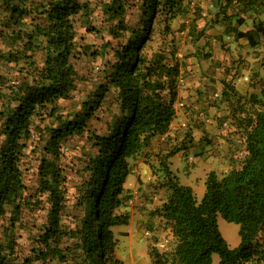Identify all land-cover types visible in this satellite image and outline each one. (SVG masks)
Instances as JSON below:
<instances>
[{
  "label": "trees",
  "instance_id": "1",
  "mask_svg": "<svg viewBox=\"0 0 264 264\" xmlns=\"http://www.w3.org/2000/svg\"><path fill=\"white\" fill-rule=\"evenodd\" d=\"M183 1L136 0L132 5L140 14L132 25L125 18L132 7L127 0H0V264H121L113 228L128 224L129 215L116 210L131 172L128 160L138 155L152 170L157 189L165 192L159 217L174 240L168 253L150 247L151 264H212L213 255L217 264H256L264 259L258 241L264 230V110L255 95L231 109L243 135V160L220 176L209 171L199 200L170 169L168 159L182 151L181 146L147 151L154 141L168 136L176 117L183 65L173 47L149 57L144 49L156 16L162 17L163 31L169 32L168 23ZM222 1L224 7L237 5L242 12L257 4V0ZM94 8L100 10L111 39L101 45L102 51L109 49L113 60L104 82L82 101L81 111L72 118L57 117V104L69 99L80 81L72 63L78 54L72 18L79 15L87 25ZM231 32L247 42L264 35L259 23L245 32L235 27ZM222 86L225 101L230 96L242 98L229 82L222 81ZM110 90L116 93V108L104 119L105 133L88 137L90 151L76 203L80 213L66 225L63 142L85 130ZM39 110H48L47 116H56L58 124L34 127ZM40 117L44 119L45 113ZM30 154H36L35 188L25 179ZM40 211L45 212L44 221L36 225ZM28 215L35 219L25 226ZM218 216L238 226L236 247L229 248L222 237Z\"/></svg>",
  "mask_w": 264,
  "mask_h": 264
},
{
  "label": "rangeland",
  "instance_id": "2",
  "mask_svg": "<svg viewBox=\"0 0 264 264\" xmlns=\"http://www.w3.org/2000/svg\"><path fill=\"white\" fill-rule=\"evenodd\" d=\"M32 1L37 3L40 0ZM127 1L128 5L136 2ZM256 3L254 9L242 12L237 5L224 7L222 0H186L181 3L182 8L175 19L169 21V32L163 31L161 16L157 15L152 21L153 33L144 52L149 57L159 49L167 51L173 47L183 66L175 104L176 117L170 125L168 136L154 141L147 151L157 153L159 149L181 146L182 151L170 159V169L177 174L182 184L190 179L200 184L209 171L220 176L238 168L245 156V145L242 133L236 128V121L232 119L231 109L237 102L243 103L253 94L262 105L258 107L264 110V35L251 37L245 44L247 50L244 55L237 50H242L244 44L236 46L232 37L224 34L225 27L226 30L230 29V25H235L238 19L246 22L247 27L253 28L259 23L264 29V0H257ZM139 14V10L132 5L130 9L127 8L126 21L136 25ZM2 17L0 2V19ZM88 19L89 24L83 25L79 15L72 18L78 53L72 63L80 81L70 98L57 104V117L72 118L81 111L82 101L88 99L96 87L104 82L108 62L113 60L111 51L107 49L103 52L101 48L103 43L111 39L104 30V18L100 10L94 8ZM89 27L98 32L89 31ZM127 37L128 34L122 39L123 42ZM222 81L234 86L242 98L237 100L230 96L225 101L221 97ZM116 103V93L110 90L94 117L86 121L85 130L63 142L65 155L60 163L67 179V202L62 222L66 225L73 224L80 213L76 203L79 185L84 178L85 157L90 151L88 137L93 133H105L104 119L115 110ZM42 112L45 113L44 119L40 117ZM47 112L38 111L32 120L34 127H55L58 124L56 116L49 117ZM35 157L36 154H30L25 159L26 184L32 188L36 187ZM128 164L131 171L134 169L139 172L142 166L149 168L141 155L130 158ZM146 171L141 173L143 181L140 186L129 190L124 188L121 206L116 210L117 213L128 215L133 211L135 216L130 231L126 232L127 228L123 225L113 228L117 240L115 254L121 264H151L148 255L151 246L160 253H168L174 247V240L168 230L163 228L159 217L165 192L157 189L152 170L149 168ZM129 180L130 176L127 175L124 185ZM194 194L198 197V192ZM35 216L36 225H40L45 212L40 211ZM34 219L28 215L23 219V224L31 225ZM217 224L228 247H236L239 242L238 226L223 221L219 216ZM258 241L264 247V230L258 236ZM217 262V255H213L212 264ZM256 264H264V259H259Z\"/></svg>",
  "mask_w": 264,
  "mask_h": 264
},
{
  "label": "crops",
  "instance_id": "3",
  "mask_svg": "<svg viewBox=\"0 0 264 264\" xmlns=\"http://www.w3.org/2000/svg\"><path fill=\"white\" fill-rule=\"evenodd\" d=\"M243 24H245V25H243ZM247 24H246V22H242V24H239V22H238V20L237 21H235V25H230V31L229 30H226V27H225V29H224V34L225 35H227V36H230V37H232V40L234 41V45H236V46H239V45H243L244 44V48L242 49V50H240V49H237L238 50V52H240V54H244V55H246V47H245V44L247 43V40L246 39H235L234 37H233V33L231 32V29L232 28H236V29H238L239 31H243V32H245V31H248V30H250V29H252V27H247L246 26ZM226 31V32H225ZM230 32V33H229ZM231 45H233V44H231ZM250 54V53H249ZM261 56H263V55H261ZM170 159L171 158H169L168 160H169V162H170ZM147 169H145L143 166L142 167H140V170H139V172L138 171H135L134 169L128 174V177L130 176V180L128 181V182H126L125 183V189L126 190H129V189H133V188H135V186L136 185H139L140 186V183L143 181V179H142V174L141 173H147V171L146 170H149V168L148 167H146ZM149 176H147V178H148ZM204 180L205 179H203L202 180V182L200 183V184H196V181L193 179H190V180H188V181H184L183 182V184L184 185H188V186H190L192 189H193V191H194V193H195V191L196 192H198V197H196V199L197 200H199L200 198H201V196H202V194H203V192H204ZM179 181H180V179H179ZM133 211H131L130 213H129V220H128V224L127 225H123V226H125L127 229H126V232H128V231H130L131 230V224L133 223V221L135 220V216H133ZM134 227V226H133Z\"/></svg>",
  "mask_w": 264,
  "mask_h": 264
}]
</instances>
